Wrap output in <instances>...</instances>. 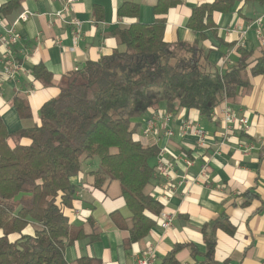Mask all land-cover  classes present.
Returning a JSON list of instances; mask_svg holds the SVG:
<instances>
[{
  "label": "crops",
  "instance_id": "1",
  "mask_svg": "<svg viewBox=\"0 0 264 264\" xmlns=\"http://www.w3.org/2000/svg\"><path fill=\"white\" fill-rule=\"evenodd\" d=\"M8 1L0 0V7ZM213 1L77 0L63 13L64 19H60L54 13L63 9L65 0H22L8 14L0 13V69L2 38L9 27L15 26L22 39L14 50L23 56L25 49L27 56L23 63L30 71L17 81L0 80V117L9 133L39 125L42 105L58 96L65 75L121 47L116 28L128 27L138 20L152 24L165 18L167 42H199L211 65L221 72L237 63L238 47L252 52L247 69L249 86L240 89L234 101L227 99L238 116L248 119L246 130L223 122L222 104L211 119L197 109L174 110V118L168 124L158 123L156 134L146 133L147 120L158 109L168 110L165 103L144 114L142 124L135 122L139 123L138 139L145 145L167 147L165 156L173 160L176 180L186 178L168 201H162L166 211L176 214L171 228L164 229L156 218L146 237L129 242L133 219L121 196L119 182L109 181L103 189L96 188L92 171L99 167L98 163L94 158H82L81 171L72 179L78 189L64 212L73 225L83 228L84 235L66 246L68 264H79L81 258L99 261L95 264H139V259L150 250L154 253L153 264H162L164 257L179 244L193 245L200 254H205L202 227L221 214L226 215L234 231H217L214 255L219 264H264V74L252 75L250 71L264 57V0H239L230 10L214 13L216 29H207L199 40V33L187 25L188 19L193 8ZM126 2L139 5L137 18L118 15ZM25 12L28 17L21 19ZM74 18L81 22L77 40L74 26L68 23ZM39 64L49 71L50 83L35 76L34 69ZM16 99L28 105L29 116H21ZM187 119L198 121L207 131L204 145H199L192 135L179 133L182 121ZM166 128H172L174 135L167 137ZM8 143L14 146V137ZM21 143L28 144L30 140L23 138ZM187 159L192 160V165H187ZM205 163L208 169L206 175H201ZM164 184V178L155 177L146 192L162 197ZM247 190L254 194L248 202L242 196ZM25 232L32 234L34 226L30 224ZM176 258L180 264L205 260L193 255L189 246L180 249Z\"/></svg>",
  "mask_w": 264,
  "mask_h": 264
},
{
  "label": "trees",
  "instance_id": "2",
  "mask_svg": "<svg viewBox=\"0 0 264 264\" xmlns=\"http://www.w3.org/2000/svg\"><path fill=\"white\" fill-rule=\"evenodd\" d=\"M21 1L9 0L0 13L8 14ZM236 1L198 5L187 25L199 33L200 40L207 29H216L214 13L230 10ZM139 10L137 3L126 2L118 15L137 18ZM165 28V18L116 28L124 48L65 75L58 96L42 105L39 125L9 133L0 117V264H68L66 246L84 235L83 228L73 225L64 212L75 198L78 187L72 179L80 173L83 157L100 160L92 171L96 188L119 182L133 219L129 242L146 237L155 226L164 205L146 188L155 178L159 147L138 139L139 123L133 120L161 102L168 110L197 109L211 119L224 100L234 101L240 89L249 86L247 69L252 56L238 47L237 63L221 72L211 65L199 42H167ZM34 71L38 79L50 83L44 65ZM250 71L264 74V57ZM15 103L21 116L30 115L25 102L16 99ZM13 137L15 145L10 146L8 140ZM23 138L30 143L22 144ZM19 193L23 195L16 200ZM242 196L248 202L254 194L247 190ZM30 224L32 234L25 232ZM220 229L234 231L224 214L202 227L205 254L193 245L179 244L162 264H180L176 254L186 246L193 255L205 257L196 264H219L214 253ZM95 263L99 261L79 259V264Z\"/></svg>",
  "mask_w": 264,
  "mask_h": 264
},
{
  "label": "built area",
  "instance_id": "3",
  "mask_svg": "<svg viewBox=\"0 0 264 264\" xmlns=\"http://www.w3.org/2000/svg\"><path fill=\"white\" fill-rule=\"evenodd\" d=\"M77 0H65L64 7L61 11H58L55 14L57 18L64 19V12L70 8L73 2ZM28 13H23L20 18L26 19ZM68 23L72 24L75 28V39L80 37L81 22L74 18L71 19ZM259 24L260 21H259ZM21 34L16 30L15 26H11L7 29L6 35L2 38V45L4 48L3 58H2V68L0 69V80L8 81H17V79L25 74H29L30 71L24 66L23 59L27 56L25 49L23 50V56L17 55L15 53L14 47L21 41ZM60 43V42H59ZM78 69V68H77ZM76 69V70H77ZM216 118L217 115L214 114ZM221 116L223 122L231 125H238L240 128L246 130L248 128V119L245 116H238L235 111L232 109L231 105L228 103L227 99L223 101L221 107ZM174 118V113L171 110H157L153 112L147 120L146 124V133L156 134L158 130V123L163 122L168 124ZM179 133L181 135H192L196 137V141L199 145H204L207 138V131L200 125L196 120H184L182 121L179 127ZM175 131L172 128H166L164 134L167 137L173 136ZM160 137L158 136L157 139ZM167 147H159V153L156 158V164L154 167V177H162L165 179V184L163 187H166V190L161 195L162 197H155L160 200H169L178 188V185H181L183 181H186V178L181 180H176L177 176L174 171L173 160H170L165 155L167 154ZM187 165H192V160L187 159ZM208 165L205 163L201 168V175H206ZM164 202V201H163ZM162 202V203H163ZM176 214L173 212L166 211L164 208L159 214L160 225L164 229H169L173 225ZM154 253L150 250L146 253L141 259H139V264H153Z\"/></svg>",
  "mask_w": 264,
  "mask_h": 264
},
{
  "label": "rangeland",
  "instance_id": "4",
  "mask_svg": "<svg viewBox=\"0 0 264 264\" xmlns=\"http://www.w3.org/2000/svg\"><path fill=\"white\" fill-rule=\"evenodd\" d=\"M121 48L123 49L124 47L123 46H121ZM161 103H164V102H161ZM158 110H162V109H158ZM145 116V115H144ZM140 117V118H136V119H134L133 120V122L135 123V122H137V121H139L141 124L144 122V120H145V117ZM94 159H96V161H97V163H98V166L100 165V160H99V158L98 157H93ZM89 159H91V158H89Z\"/></svg>",
  "mask_w": 264,
  "mask_h": 264
},
{
  "label": "water",
  "instance_id": "5",
  "mask_svg": "<svg viewBox=\"0 0 264 264\" xmlns=\"http://www.w3.org/2000/svg\"><path fill=\"white\" fill-rule=\"evenodd\" d=\"M22 195H23V193H19V194L16 196L15 199H16V200L20 199Z\"/></svg>",
  "mask_w": 264,
  "mask_h": 264
}]
</instances>
